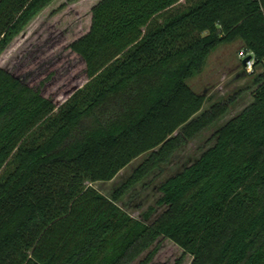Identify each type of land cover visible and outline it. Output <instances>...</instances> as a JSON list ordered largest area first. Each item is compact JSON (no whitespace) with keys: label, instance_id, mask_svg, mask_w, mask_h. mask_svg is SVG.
Listing matches in <instances>:
<instances>
[{"label":"trees","instance_id":"trees-1","mask_svg":"<svg viewBox=\"0 0 264 264\" xmlns=\"http://www.w3.org/2000/svg\"><path fill=\"white\" fill-rule=\"evenodd\" d=\"M51 1L0 0V53ZM180 1L97 0L67 44L86 81L59 105L0 66V264H130L158 236L189 264H264V0ZM234 41L261 66L251 102L132 217L121 196L234 100L201 110L186 82ZM146 152L109 196L92 186Z\"/></svg>","mask_w":264,"mask_h":264},{"label":"rangeland","instance_id":"rangeland-1","mask_svg":"<svg viewBox=\"0 0 264 264\" xmlns=\"http://www.w3.org/2000/svg\"><path fill=\"white\" fill-rule=\"evenodd\" d=\"M96 1L52 0L0 53V66L31 85L43 82V95L52 98L56 105L61 104L86 81L82 61L67 49V44L88 29L90 8ZM178 5L185 6L184 0ZM240 49L239 41L217 45L205 57L201 70L186 80L193 91L205 94L201 110L228 96H234V100L224 115L177 149L167 163L151 171L121 196L117 204L132 217L141 218L149 206H155L159 196L158 183L198 157L204 148L213 143L214 130L251 102L255 88L252 79L261 71V66H253L247 71L238 56ZM147 153L131 160L111 180L94 182L92 186L109 196ZM161 209L156 207L153 215ZM151 250L154 253L148 264H189L191 260V256L171 240L158 236L130 264H137Z\"/></svg>","mask_w":264,"mask_h":264},{"label":"built area","instance_id":"built-area-1","mask_svg":"<svg viewBox=\"0 0 264 264\" xmlns=\"http://www.w3.org/2000/svg\"><path fill=\"white\" fill-rule=\"evenodd\" d=\"M238 56L242 59H244L246 56H249V59L244 62L243 67L250 71L253 68L254 58L251 52H245L243 49H240L238 51Z\"/></svg>","mask_w":264,"mask_h":264},{"label":"water","instance_id":"water-1","mask_svg":"<svg viewBox=\"0 0 264 264\" xmlns=\"http://www.w3.org/2000/svg\"><path fill=\"white\" fill-rule=\"evenodd\" d=\"M249 59V56H246L244 59H242V64H244V62L246 61V60H248Z\"/></svg>","mask_w":264,"mask_h":264}]
</instances>
